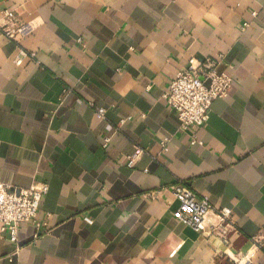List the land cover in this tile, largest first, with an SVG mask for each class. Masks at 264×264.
<instances>
[{
	"label": "crops",
	"instance_id": "1",
	"mask_svg": "<svg viewBox=\"0 0 264 264\" xmlns=\"http://www.w3.org/2000/svg\"><path fill=\"white\" fill-rule=\"evenodd\" d=\"M0 10L39 23L0 35V180L48 187L37 239L24 224L12 244L0 225V264H231L227 250L251 249L264 229V0H0ZM20 52L34 57L17 65ZM218 55L229 94L202 128L179 132L163 93L190 59ZM135 148L144 153L129 168ZM178 183L232 211L226 241L174 218ZM252 252L264 264V247Z\"/></svg>",
	"mask_w": 264,
	"mask_h": 264
},
{
	"label": "built area",
	"instance_id": "2",
	"mask_svg": "<svg viewBox=\"0 0 264 264\" xmlns=\"http://www.w3.org/2000/svg\"><path fill=\"white\" fill-rule=\"evenodd\" d=\"M252 15L255 16V13ZM38 24L34 20L21 24L12 11L0 10V35L8 39L29 35ZM249 26V23H244L241 30L245 31ZM28 57L33 58L34 54L20 52L15 64L20 65L23 59ZM222 59L221 55L201 61L190 59L163 93V101L178 119L179 132L187 133L202 128L209 119L213 102L229 94L233 83L232 78L217 72V66ZM96 113L101 119L105 117L103 108H97ZM108 143L109 140L105 139L103 146L106 147ZM190 144L201 145L202 143L192 136ZM143 153V150L135 148L134 153L127 159V166L134 168L138 157ZM168 190L178 202V208L173 213L178 222L205 238L214 237L226 241V236L233 228L230 209L214 208L207 197L198 198L194 190L183 183L173 184ZM47 191V185L41 182H34L28 188H18L0 180L1 232L8 236L12 244L17 243L19 230L24 224H32L36 228L34 239L40 236L39 231L46 224L38 221V214L40 203ZM157 194L160 193H156L155 196H158ZM150 197L153 198L152 193ZM209 214H214L217 218L216 224L212 226L207 225ZM250 244L251 249L245 253H237L230 249L224 255L231 264H252L254 254L252 249L257 251L264 247V229L251 239Z\"/></svg>",
	"mask_w": 264,
	"mask_h": 264
}]
</instances>
